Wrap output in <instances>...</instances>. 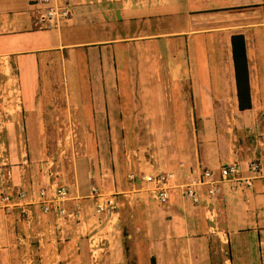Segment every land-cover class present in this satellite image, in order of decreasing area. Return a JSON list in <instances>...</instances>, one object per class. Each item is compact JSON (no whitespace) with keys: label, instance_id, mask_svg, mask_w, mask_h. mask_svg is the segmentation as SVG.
Masks as SVG:
<instances>
[{"label":"crops","instance_id":"1","mask_svg":"<svg viewBox=\"0 0 264 264\" xmlns=\"http://www.w3.org/2000/svg\"><path fill=\"white\" fill-rule=\"evenodd\" d=\"M31 1L0 0V61L18 83L16 94L8 93L16 103L7 106L11 123L3 125L2 144H16L15 124L23 130H52L56 118L74 121L76 115L69 118L74 111L83 128L100 133L98 144L107 146L108 131L120 127L121 93H130L136 102L148 93H166L169 103L160 95L161 111L172 106L168 112L175 120L170 128L178 131L174 141L181 139L182 146L175 144V152L141 167L135 163L132 172L159 168L175 173L176 183H182L203 168L217 176L221 164L235 162L240 177L251 179V185L241 180L217 188V237L208 234L212 226L204 219V203L193 204L182 188L171 190L165 214L171 219L196 217V226L204 230L188 239L189 245L196 244V258L180 255L182 261L179 256L174 260L160 250L154 264H198L206 241L225 250L221 264H264V0H70L72 15L44 28L36 22ZM234 34L244 38L246 109L238 108L236 96L230 43ZM146 106L144 111L150 112ZM134 108L131 115L139 111ZM251 162L259 165L258 173L249 171ZM43 180L44 187L54 182ZM139 186L129 190L134 198L130 217L137 210L142 223L133 226L129 238L141 247L135 263L151 264L147 212L153 199L138 192ZM14 187L12 197L20 190ZM77 197L71 192L70 200ZM124 257L112 252L102 255L109 261L100 264H125Z\"/></svg>","mask_w":264,"mask_h":264},{"label":"rangeland","instance_id":"2","mask_svg":"<svg viewBox=\"0 0 264 264\" xmlns=\"http://www.w3.org/2000/svg\"><path fill=\"white\" fill-rule=\"evenodd\" d=\"M17 84L12 71L5 72V64L0 61V196L6 193L12 196L15 193L11 192L12 185L14 190L18 186L28 193L37 191L46 185L43 179L48 177L50 181L68 185L70 192L78 196L75 202H65V209L77 216L57 220L53 213L43 214L39 205L33 203L16 206L4 216L0 214V264H100L109 261L102 255L116 251L125 256V264H136L135 254L140 252L136 250L141 247L131 241L129 235L133 226L142 221L137 210H133V217H130V201L134 198L129 196V190L139 186L140 180H130L128 175L135 163V167L137 163V167H141L153 162L156 156L162 158L166 153L175 152V144L182 146L181 139L174 141L178 131L170 128V121L175 120L174 114L168 112L172 106L169 104L166 111H161L160 95L168 104V94L148 93L146 99L138 98L136 102L130 99V93H121L120 127L115 130L111 127L108 131L107 146L98 144L100 133L83 128L74 111L69 113V118L76 115L74 121L56 118L57 127L52 130H23L15 124L16 144H2L3 128L11 123L7 106L16 103L9 99L16 94ZM145 105L151 106L150 112L147 106V112L144 111ZM133 107L139 111L131 115ZM151 108L156 113L151 112ZM57 110L63 112L64 106ZM164 118L169 121L162 123ZM104 158L107 160H102ZM93 189L104 197L111 196L114 205L111 214L104 210L96 212ZM150 205L147 226L152 237L148 243L151 261L156 263L160 250L167 251V256L172 255L174 260L178 256L181 261L182 256H194L196 244L189 245L188 239L201 236L204 229L196 226L200 220L183 215L171 219L165 214L167 203L160 204L153 199ZM218 218L219 215L212 221L204 218L208 227L212 226L208 234L215 237L220 226L217 223L215 228L213 222ZM216 244L215 241L203 243L201 255L209 264H221L225 256V250L215 249ZM204 259L199 258L196 263L203 264Z\"/></svg>","mask_w":264,"mask_h":264},{"label":"built area","instance_id":"3","mask_svg":"<svg viewBox=\"0 0 264 264\" xmlns=\"http://www.w3.org/2000/svg\"><path fill=\"white\" fill-rule=\"evenodd\" d=\"M35 19L39 27L55 26L68 19L72 15V3L70 0H32ZM249 171L258 173L259 165L251 162L248 165ZM240 166L235 162H227L220 165L217 176L209 168L199 170L194 179L188 178L182 183H176V175L170 171L153 168L150 171L131 172L128 175L130 180L136 177L141 179V191L147 192L152 199L160 204L167 203L171 190L176 187L182 188V195L193 204L204 203L206 217L212 221L216 214L213 208V199L219 185L228 182L236 185L244 180L246 186L251 185V179L240 177ZM143 185L145 187H143ZM197 186L205 187V190L196 189ZM94 190V189H93ZM203 191V194L202 192ZM96 198V212H109L114 208L113 199L104 197L93 191ZM203 196V198H202ZM71 192L68 185H60L51 182L46 187L39 188L36 192L19 190L14 197L8 193L0 196V214L5 215L14 207H22L31 203H37L43 214L53 213L57 220L63 218H74L77 215L65 209V202L70 200ZM214 224V223H213Z\"/></svg>","mask_w":264,"mask_h":264},{"label":"trees","instance_id":"4","mask_svg":"<svg viewBox=\"0 0 264 264\" xmlns=\"http://www.w3.org/2000/svg\"><path fill=\"white\" fill-rule=\"evenodd\" d=\"M230 43L238 108L246 109L250 107V100L244 38L241 34H234L231 36ZM151 264H154L153 260Z\"/></svg>","mask_w":264,"mask_h":264}]
</instances>
